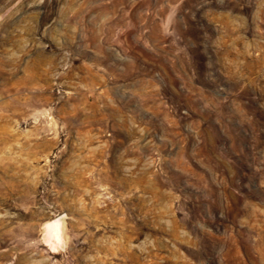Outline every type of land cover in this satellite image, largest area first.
Here are the masks:
<instances>
[{"label":"rangeland","instance_id":"rangeland-1","mask_svg":"<svg viewBox=\"0 0 264 264\" xmlns=\"http://www.w3.org/2000/svg\"><path fill=\"white\" fill-rule=\"evenodd\" d=\"M0 264H264V0H0Z\"/></svg>","mask_w":264,"mask_h":264},{"label":"bare ground","instance_id":"bare-ground-1","mask_svg":"<svg viewBox=\"0 0 264 264\" xmlns=\"http://www.w3.org/2000/svg\"><path fill=\"white\" fill-rule=\"evenodd\" d=\"M53 222H55V221H53ZM56 223V222H55ZM58 235V234H57Z\"/></svg>","mask_w":264,"mask_h":264}]
</instances>
